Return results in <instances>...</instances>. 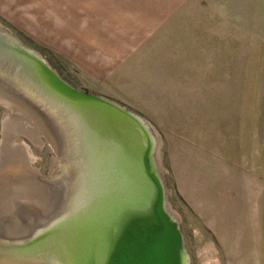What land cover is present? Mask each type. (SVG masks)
<instances>
[{
	"label": "rangeland",
	"instance_id": "rangeland-1",
	"mask_svg": "<svg viewBox=\"0 0 264 264\" xmlns=\"http://www.w3.org/2000/svg\"><path fill=\"white\" fill-rule=\"evenodd\" d=\"M9 1L0 0V27L42 53L27 38L26 10ZM240 6L194 10L192 20L164 27L146 48L138 97L125 107L158 138L167 206L190 264H264V42L251 37L250 1ZM50 60L72 84L59 59ZM9 113L0 107V179L17 162L46 177L56 157L41 133L42 145L23 135L3 144Z\"/></svg>",
	"mask_w": 264,
	"mask_h": 264
},
{
	"label": "water",
	"instance_id": "water-1",
	"mask_svg": "<svg viewBox=\"0 0 264 264\" xmlns=\"http://www.w3.org/2000/svg\"><path fill=\"white\" fill-rule=\"evenodd\" d=\"M0 107L29 119L56 157L46 177L26 170L42 209L31 192L5 191L11 169L1 180L0 264H190L147 121L73 88L1 27Z\"/></svg>",
	"mask_w": 264,
	"mask_h": 264
},
{
	"label": "crops",
	"instance_id": "crops-1",
	"mask_svg": "<svg viewBox=\"0 0 264 264\" xmlns=\"http://www.w3.org/2000/svg\"><path fill=\"white\" fill-rule=\"evenodd\" d=\"M249 1L251 37L264 42V0ZM240 2L10 0L17 5L9 8L26 10L27 33L31 35L27 38L41 47L42 53L27 48L36 51L51 68L50 59H59L73 79L72 84L66 80L70 86L125 108L138 97V73L148 56L146 48L164 27L192 20L194 10H239ZM206 24L210 25L209 21Z\"/></svg>",
	"mask_w": 264,
	"mask_h": 264
},
{
	"label": "bare ground",
	"instance_id": "bare-ground-1",
	"mask_svg": "<svg viewBox=\"0 0 264 264\" xmlns=\"http://www.w3.org/2000/svg\"><path fill=\"white\" fill-rule=\"evenodd\" d=\"M9 112L10 113H9L8 117L6 118V120L3 123V129H4L3 144L6 145L7 139L8 140L10 139L9 141L11 142L13 137H17L18 135H23V136H26L30 139L34 138L40 145H42V142L39 139L40 132L36 128V126L29 119H27L24 115H22L21 113H19L17 111H9ZM3 147H4V145H3ZM13 147H15V145ZM18 147H19V145H18ZM20 148L22 149L21 146H20ZM23 149L25 150V147ZM17 164L18 165L14 166V167H16L15 168L16 170L15 171L13 170L14 174L12 173V176H15V175L17 176V173H20V176L16 177L17 181H15V182L11 181L10 183H7L6 181L2 182L4 184L3 188L5 189V191L8 190V192H10V193L6 192V194L7 193L13 194L15 191H22L27 195V193L30 194L29 192H31L29 198L34 200L35 206L37 208L42 209L45 206V205H43L44 201H43V199L39 193L35 194V192H36L35 190L37 189V187H36L37 184L32 179V177L29 178V175L25 169L27 167L24 168L22 163H20V162L19 163L17 162ZM5 175H7V174H5ZM12 179H13V177H12ZM0 182H1V179H0ZM10 187L13 188L12 190H14V192H11V190L9 189ZM3 191L4 190H2V192ZM6 194H5V197L2 200L1 204L14 207L15 206L14 202H12L10 200L9 195L8 194L6 195ZM9 202H11V204H9ZM32 213H34V212H32ZM15 221H18L17 225H20L19 224L20 221L16 217H15Z\"/></svg>",
	"mask_w": 264,
	"mask_h": 264
}]
</instances>
